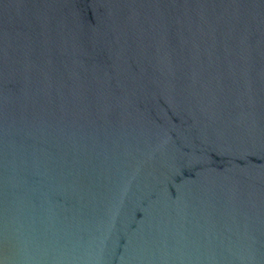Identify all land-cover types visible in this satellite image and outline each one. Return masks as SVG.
Wrapping results in <instances>:
<instances>
[{
    "label": "water",
    "instance_id": "water-1",
    "mask_svg": "<svg viewBox=\"0 0 264 264\" xmlns=\"http://www.w3.org/2000/svg\"><path fill=\"white\" fill-rule=\"evenodd\" d=\"M0 264H264V0H0Z\"/></svg>",
    "mask_w": 264,
    "mask_h": 264
}]
</instances>
